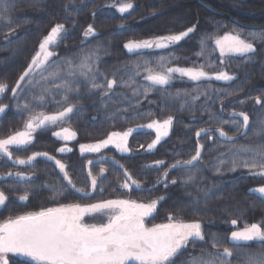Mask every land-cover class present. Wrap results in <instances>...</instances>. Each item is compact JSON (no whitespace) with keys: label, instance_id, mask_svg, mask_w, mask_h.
<instances>
[{"label":"trees","instance_id":"trees-1","mask_svg":"<svg viewBox=\"0 0 264 264\" xmlns=\"http://www.w3.org/2000/svg\"><path fill=\"white\" fill-rule=\"evenodd\" d=\"M115 2L0 0V10L8 8L6 15H0V82L8 85V91L0 96V104L7 105L0 117V138L18 130L28 118L29 111L52 113L62 110L55 103L61 100V95L57 93L62 89L55 87L61 80L49 78L46 81L42 78L48 77L49 72L60 71L62 77L73 80L72 86L80 90L78 96L75 92L68 94L71 97L69 103L75 104L76 108L64 121L76 132V138L69 144L71 151L59 154L57 149L61 141L53 138V129L46 126L38 129L30 145L12 148L13 155L25 158L40 151L52 154L65 163L77 187L86 189L90 183L88 172L91 170L96 175L98 167L106 169L99 177V187L90 197L82 198L79 193L68 191L64 196L53 198L51 188L45 185L59 186L62 180V174L53 163L37 158L31 165L19 168L6 157H0V175L16 169L33 174L29 180L0 178V191L7 196L6 206L0 208V221L59 204L91 202L127 194L119 186L126 169L143 185L142 190L132 187L129 196L144 201L164 197L149 223L166 221L170 214L186 221L199 220L206 240L216 234L222 247L233 248L231 264H246L247 254L264 251V242H240V246L233 247L228 237L231 231L242 229L246 224L264 222V200L249 192L251 188L263 186L264 177L252 176L243 167L235 171L229 169L232 153L242 145L264 143V133L256 134L264 129V103L257 104L255 99L261 97L264 101V41L249 36V33H264V0H130L133 8L125 14L115 10L112 6ZM57 23L64 24L67 31L62 33L65 39L50 48L56 53L51 59L62 61L70 58L74 64H79L83 55L95 52L98 59L93 57L95 63L92 64L94 71L91 74L96 75L97 82H102L104 77L117 80L108 97H101L99 90L90 93L89 84L82 76L66 77L55 63L46 71L33 73L30 77L33 84L29 85L27 80L22 82L26 90L15 99L11 96V88L38 50L40 41ZM89 24L96 31L94 36L86 39L83 32ZM192 25L196 26L193 33L168 48H151L134 54H128L124 49L129 41L179 33ZM233 29L253 43L256 51L249 54L250 59L239 55L222 58L217 51L214 38ZM202 38L207 47L204 55L198 56L196 53L201 51ZM162 56L166 58L163 62L160 61ZM208 63L213 67H207ZM200 65H205L204 70L211 73L226 71L235 79L219 81L213 78L190 82L174 76L171 83L164 86H152L144 79L147 75L145 68L162 71L169 66ZM120 81L124 82L122 86ZM146 87L150 88L147 95L144 93ZM134 90L138 94L134 95ZM41 94L46 100L43 106L34 99ZM25 102L30 104V110H18L16 104L23 105ZM235 111H243L249 116L246 135L240 136L230 123H222L231 121L233 117L229 114ZM169 115L173 117L170 134L152 152L143 153L137 149L152 140L154 134L150 131L134 133L129 138L133 153L118 154L116 159L95 160L87 166V160L92 157L81 155L77 150L78 145L98 142L110 132L124 131L154 119H166ZM217 127H223L235 139L230 142L220 140L215 136ZM200 128L210 129L212 137L209 139V135H205L200 139L204 145L202 160L195 167L169 171V166L177 160L190 159L194 154V133ZM248 155L241 153L240 160ZM113 160L124 165V169L113 164ZM158 160L165 163L159 167H147L150 166L147 163ZM220 160L225 164L220 165L221 172L217 173L215 168ZM165 169L169 173L165 178L169 181L167 188L163 180L157 183ZM189 175H194L195 179L183 183ZM173 179L177 181L175 184L170 183ZM100 188L104 190L101 192ZM25 192L28 199L19 200L18 197ZM232 219L237 220L235 226L230 223ZM202 249L214 251L210 242L189 244L176 258V264L189 255H198ZM9 255V264H33L14 254Z\"/></svg>","mask_w":264,"mask_h":264},{"label":"snow or ice","instance_id":"snow-or-ice-1","mask_svg":"<svg viewBox=\"0 0 264 264\" xmlns=\"http://www.w3.org/2000/svg\"><path fill=\"white\" fill-rule=\"evenodd\" d=\"M117 7L120 13H125L133 8L130 2L113 4ZM8 8L4 7L0 10V15H6ZM196 26L192 25L186 30L179 33H173L163 36H157L153 39L142 41H129L124 45L130 52L135 49H164L170 45H174L182 39L189 36L195 31ZM64 24L57 23L51 27L50 31L40 41L38 50L32 56L27 68L21 73L14 87L11 88L12 97L15 99L20 92L26 89L22 86V82L28 81V84H33L30 79L33 73L37 70L46 71L48 67L55 63L57 69H62L66 77H75L77 74L84 77L89 84V92L99 90L101 97H108L117 85L116 79H108L104 77L102 82H97V77L93 74L91 77L88 73H93L92 64L95 63L93 57H96L95 52H90L81 57L79 64H74L70 58L62 61H53L51 58L56 56V53L50 50L53 46H58L59 42L65 37ZM95 28L89 24L83 32V36L88 38L95 35ZM253 39L264 41V33H249ZM83 43V41H82ZM216 49L219 50L220 56L223 58L226 55H239L241 57L251 58L249 54L255 53L256 49L250 39L243 38L241 33L236 29L225 33L223 36L214 38ZM201 51L196 53L198 56H203L207 47L204 38L200 41ZM98 59V57H96ZM166 58L160 57L163 62ZM91 61V62H90ZM223 62V61H221ZM163 67V63H161ZM211 68V63L207 64ZM205 65L199 67H167L163 71H154L151 68H145L147 75L144 77L151 83L152 86H164L169 84L173 79V74H179L181 77H187L191 81H200L201 79H216L219 81H232L234 75H230L226 71L209 73L204 70ZM98 71V69L96 70ZM103 75V74H101ZM115 76V73L113 74ZM44 80L60 79L61 83L55 85L57 89H62L61 100L55 101L62 110H57L52 113L32 112L30 104L25 102L23 105L16 104L18 110L29 111L28 118L24 121L23 130L15 131L6 137L0 138V157H6L14 164L26 165L31 164L38 156L46 157L48 160L55 161V167L62 174V180L59 186L45 185L50 187L56 196H64L68 191L79 193L82 198L90 197L93 192L99 187L100 179L106 172L104 167L99 169V173L93 175L92 171L88 172L90 180L89 189L77 187L72 179V175L67 170L66 165L47 152H35L26 159L14 157L12 148L30 145L33 142V133L38 129H44L47 125H57L64 121L69 114L73 113L76 108L75 104L69 103L71 97L69 93L75 92L79 95V88L73 87V80L66 79L61 76L60 71L49 72L48 77H42ZM38 83V82H37ZM121 86L124 84L120 81ZM150 88L144 89L147 95ZM8 91V85L0 82V95ZM45 91H49L45 89ZM51 94V93H49ZM134 95L138 94L134 90ZM179 95V93H177ZM41 106L46 103L43 94L34 97ZM196 99V97H193ZM256 103H264L261 97H256ZM244 103V101H240ZM67 104L66 107L63 105ZM183 107V105L181 106ZM7 105L0 104V113H4ZM124 111H127L125 109ZM151 115V113H149ZM231 121H222L224 124L230 123L235 127L237 133L246 135V130L250 125L249 116L241 112H233ZM235 117L242 118L241 120ZM264 123V122H262ZM173 125V117L169 115L163 121L151 120L146 125L138 127H146L155 131V138L147 145V151H151L160 141L169 135V130ZM134 129H128L124 132H111L106 139L100 140L92 144H81L80 152L99 153L101 149L107 148L109 145H114L121 152H130L128 147V137ZM210 129L200 128L196 131L197 138L201 134H208ZM216 133L219 138L229 141L234 140L233 136H229L223 127H217ZM264 133V129L256 132L257 135ZM53 135L65 141L75 138L76 133L70 128L62 127L60 131L53 132ZM209 135V139H211ZM143 148V145H140ZM202 145L197 139L195 152L190 159L177 160L170 165L172 169L180 166H196V163L202 160L203 155ZM57 151L67 152L71 149L61 147ZM250 154L243 161L240 160V154ZM233 159L230 163L231 171H235L239 167L249 170L252 176L264 177V143L255 146L242 145L239 150L232 153ZM99 162V161H97ZM91 165L93 161L89 160ZM113 164L118 165L120 169H124V165L119 161L113 160ZM165 162L158 160L154 161L156 167L162 166ZM225 164V161L220 160L215 171L221 172L220 165ZM151 167V166H147ZM8 176H19L24 179L22 172H8ZM124 181L119 184L121 188L131 189L133 186L137 190H142V183L134 179L131 174L125 169L122 173ZM169 175L168 170L162 174V177L157 180L160 183L163 180L165 188L169 181L165 178ZM195 179L194 175H189L183 179V183L187 184ZM177 181L173 179L170 183L175 184ZM155 186L153 185V188ZM104 189L100 188L102 192ZM250 191L259 193L264 197V186L251 189ZM19 200L25 201L28 199V193L20 195ZM164 197L160 196L148 202H138L132 199H107L100 200L90 204L68 203L59 204L56 207L41 208L39 211L27 212L8 217L0 222V264H9V254L20 255L30 258L33 264H176V258L186 250L189 244L195 245L197 242L211 243V249H202L198 255H189V257L181 261L180 264H231L233 256V248L221 246L216 234L206 240L203 232L202 224L199 220L185 221L174 215H168L166 222L154 223L151 227L145 223L146 218L151 217L157 210V205ZM7 196L4 191H0V207H5ZM91 218L98 222L87 223L85 218ZM231 225L237 224L236 219L230 221ZM228 239L233 242V247L240 246V242H264V222L246 224L242 229L233 230ZM222 247V251L220 250ZM246 264H264V251L247 254Z\"/></svg>","mask_w":264,"mask_h":264},{"label":"rangeland","instance_id":"rangeland-1","mask_svg":"<svg viewBox=\"0 0 264 264\" xmlns=\"http://www.w3.org/2000/svg\"><path fill=\"white\" fill-rule=\"evenodd\" d=\"M127 2H129V1H125V0H116V2L115 3H113V4H116V5H119L120 3H127ZM132 3V2H131ZM112 4V5H113ZM133 4V3H132ZM115 8V10L118 12V13H120L119 11H118V9H117V7H114ZM131 9H129L127 12H125V13H128L129 11H130ZM125 13H120V14H125ZM227 33V32H226ZM225 34V33H224ZM224 34H222V35H220V36H223ZM89 37H91V36H89ZM88 37V38H89ZM219 37V36H218ZM85 38V37H84ZM87 39V38H86ZM146 40H148V39H146ZM214 45H215V43H214ZM216 47V46H215ZM217 51L219 52V50L217 49ZM169 67H183V66H169ZM185 68H193V67H185ZM164 70V69H163ZM162 70V71H163ZM209 73H211V72H209ZM216 73V72H215ZM76 76H80L79 74H77ZM88 76L89 77H91L92 76V74L91 73H88ZM174 76H179V74H173V77ZM181 77V76H180ZM74 78H76V77H74ZM186 81H190V82H192L191 80H189L187 77H183ZM82 79H85L84 77H82ZM173 80V79H172ZM171 80V81H172ZM87 81V80H86ZM171 81L169 82V83H171ZM1 96V95H0ZM156 120V119H155ZM164 119H160L159 121H163ZM65 121V120H64ZM64 121H62V122H60L59 123V126H57V125H47V127H50V128H52L53 130H52V137L53 138H55L56 140H59V141H61V145L59 146V148H61V147H67V148H69L70 149V146H69V144L71 143V142H73V140L75 139H72V140H67V141H65V140H63V139H59V138H57V137H55L54 135H53V132H56V131H60L61 130V128L62 127H67V128H70L71 129V131H74L75 132V130L73 129V128H71V127H69L68 125H66L65 123H64ZM149 122H151V121H148L147 123H145V124H143V125H146V124H148ZM23 126H24V124H22V126L18 129V130H23ZM138 126H141V125H138ZM138 126H134V127H132L131 129H134V131L132 132V133H134V132H139V131H150V132H152L153 134H154V137H153V139L155 138V131L153 130V129H147L146 127H138ZM130 129V128H129ZM18 130H16V131H18ZM126 130H128V129H126ZM126 130H124V131H126ZM38 131V130H37ZM36 131V132H37ZM124 131H120L121 133L122 132H124ZM170 131H171V128H170V130H169V133H170ZM35 132V133H36ZM14 133V132H13ZM35 133H33V137H34V135H35ZM12 134V133H11ZM132 135V134H131ZM130 135V136H131ZM130 136L128 137V147H129V138H130ZM4 137H6V136H4ZM76 137V136H75ZM1 138H3V137H1ZM107 138V136L104 138V139H106ZM166 137H164L160 142H162L164 139H165ZM152 139V140H153ZM103 140V139H102ZM152 140L151 141H149L148 143H146V144H144L143 146V148H141L140 146H138L137 147V149L139 150V152H143V153H146V152H152L154 149H152L151 151H147L146 149H147V145L149 144V143H151L152 142ZM96 143V142H95ZM85 144H92V143H85ZM158 145V144H157ZM156 145V146H157ZM27 146V145H26ZM80 146V145H79ZM79 146L77 147V150H78V152L81 154V155H88V156H90V157H92V158H90V159H88L87 161H89V160H91V161H93V162H95V160L96 161H98V160H107V159H109V158H111V159H116V156L118 155V154H124V155H131L132 153H133V150L131 149V151L130 152H126V153H121V152H119L116 148H115V146L114 145H109L107 148H104V149H101V151L99 152V153H89V152H86V153H81L80 152V148H79ZM22 147H25V146H20V147H13V148H22ZM58 148V149H59ZM136 148V147H135ZM57 149V150H58ZM41 152V151H40ZM59 154H62V152H59V151H57ZM68 152V151H67ZM63 153H66V152H63ZM33 153H31L29 156H31ZM49 154V153H48ZM49 155H51V156H53V157H55V159H58V160H60L59 158H57L56 156H54V155H52V154H49ZM28 157V156H27ZM27 157H25V158H21V159H26ZM38 159L39 158H42V159H45V160H48L46 157H43V156H38L37 157ZM36 158V159H37ZM35 159V160H36ZM34 160V161H35ZM11 161V160H10ZM33 161V162H34ZM48 161H50V160H48ZM62 163H64L62 160H60ZM12 162V161H11ZM32 162V163H33ZM51 163H53L54 165H55V161L54 160H51L50 161ZM13 163V162H12ZM31 163V164H32ZM14 164V163H13ZM31 164H26V165H18V164H14V165H17L19 168L20 167H24V166H27V165H31ZM65 164V163H64ZM86 165L87 166H89V163L87 162L86 163ZM146 165H150V166H155L154 165V162H152V163H150V164H146ZM101 167H98V173H99V169H100ZM58 169V168H57ZM58 171H59V169H58ZM9 172H13V173H16V172H22V173H24V179H21L19 176H15V175H13V176H8V175H6L7 173H5V174H3V175H0V178H12V179H19V180H29V179H31L32 177H33V174L32 173H30V172H27V171H25V170H18V169H16V170H11V171H9ZM124 181V179L120 182V183H122ZM89 186H90V184H89ZM264 186V185H263ZM88 189H89V187H88ZM125 193H127V194H124V195H121V196H114V197H112V198H108V199H132L133 197L132 196H129L128 195V193H129V191H130V189H124V188H121ZM90 190V189H89ZM136 199V198H135ZM152 199H155V198H152ZM152 199H150V200H152ZM104 200H107V199H104ZM133 200V199H132ZM138 202H148V201H150V200H146V201H144V200H138V199H136ZM95 202L96 201H100V200H94ZM161 201V200H160ZM159 201V202H160ZM159 202H158V204H159ZM80 204H90V203H94V202H79ZM39 211V210H38ZM24 214V213H23ZM154 214V213H153ZM16 216V215H15ZM15 216H13V217H15ZM153 216V215H152ZM151 216V217H152ZM151 217H148V218H146V221H145V223L147 224V226H149V227H151L152 226V224H154V223H149V219L151 218ZM8 218V217H7ZM6 219V218H5ZM167 220V219H166ZM3 220H1L0 222H2ZM186 221V220H185ZM191 221V220H190ZM85 222H87V223H93V222H98L97 220H93V219H91V218H88V217H86L85 218ZM163 222H166V221H163ZM163 222H159V223H163ZM202 224V223H201ZM16 257H19V258H22V259H25V260H27V261H30L31 263H33L31 260H30V258H28V257H24V256H20V255H15ZM9 257H10V255H9ZM11 258V257H10ZM10 258H9V260H10Z\"/></svg>","mask_w":264,"mask_h":264},{"label":"water","instance_id":"water-1","mask_svg":"<svg viewBox=\"0 0 264 264\" xmlns=\"http://www.w3.org/2000/svg\"><path fill=\"white\" fill-rule=\"evenodd\" d=\"M128 43V42H127ZM124 49H125V51L128 53V54H134V53H136V52H139V51H143V50H148V49H135V50H133V51H129L128 49H126L125 47H124ZM27 68V67H26ZM23 73V72H22ZM21 75V74H20ZM19 78V77H18ZM17 81V80H16ZM15 84H16V82H15ZM15 84H14V86H15ZM13 86V87H14ZM11 96H12V93H11ZM235 112H240V111H235ZM233 112H231L230 114H229V116L230 117H232V114ZM3 115V113H0V117ZM235 118H238L239 120H241V122H242V118H240V117H235ZM249 128V127H248ZM248 131V129L246 130V132ZM196 133V132H195ZM204 135V133H202L201 134V136H203ZM215 136L217 137V138H219L218 137V134L216 133V130H215ZM229 136H231V135H229ZM240 136H243V135H240ZM195 137H196V135H195ZM197 138V137H196ZM220 140H222V141H226V142H230L229 140H226V139H223V138H219ZM187 167H191V166H187V165H183V166H180V167H178V168H187ZM178 168H176V169H178ZM173 170H175V169H172L171 167H169V171H173ZM134 187V186H133ZM251 189H255V188H251ZM251 189H249V192L250 193H253L254 195H256L257 197H259V198H261L262 200H264V197H261L260 196V194L259 193H255V192H252V191H250ZM1 208V207H0Z\"/></svg>","mask_w":264,"mask_h":264},{"label":"flooded vegetation","instance_id":"flooded-vegetation-1","mask_svg":"<svg viewBox=\"0 0 264 264\" xmlns=\"http://www.w3.org/2000/svg\"><path fill=\"white\" fill-rule=\"evenodd\" d=\"M119 132H120V131H119ZM75 133H76V132H75ZM110 133H111V132H110ZM134 133H136V132H134ZM134 133H132V135H133ZM169 134H170V133H169ZM132 135H131V136H132ZM205 135H209V133H208V134H204L203 136H201V137H199V138H196V137H195V133H194V137H195V139H196V142H197V139H199V141H200V139H201L202 137H204ZM131 136H130V137H131ZM168 136H169V135H168ZM168 136H167V137H168ZM167 137H166V138H167ZM75 138H76V137H75ZM166 138H165V139H166ZM103 139H104V138H103ZM152 139H153V138H152ZM78 146H79V145H78ZM191 167H192V166H191ZM168 170H169V168H168ZM89 184H90V183H89ZM132 199H133V200H136L135 198H132ZM91 202H95V201H91Z\"/></svg>","mask_w":264,"mask_h":264}]
</instances>
